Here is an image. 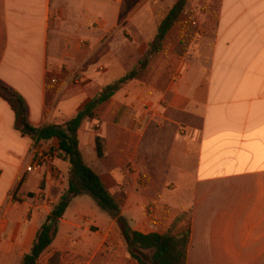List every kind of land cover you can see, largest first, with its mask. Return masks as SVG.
I'll return each mask as SVG.
<instances>
[{
	"label": "crops",
	"instance_id": "obj_1",
	"mask_svg": "<svg viewBox=\"0 0 264 264\" xmlns=\"http://www.w3.org/2000/svg\"><path fill=\"white\" fill-rule=\"evenodd\" d=\"M212 4L215 20L202 26L194 72L125 85L83 123L80 149L134 231L181 233L188 215L187 264H264V0ZM139 13V0H0V80L26 100L35 127L73 119L137 66L152 40ZM130 33L138 34L133 44ZM15 121L0 97V257L7 264L31 252L69 187L60 155L54 171L26 172L34 142ZM86 201L73 200L40 261L58 251L67 264H137L117 224L100 220ZM150 205L160 208L158 223ZM85 213L97 230L82 227Z\"/></svg>",
	"mask_w": 264,
	"mask_h": 264
},
{
	"label": "trees",
	"instance_id": "obj_2",
	"mask_svg": "<svg viewBox=\"0 0 264 264\" xmlns=\"http://www.w3.org/2000/svg\"><path fill=\"white\" fill-rule=\"evenodd\" d=\"M188 0H179L158 27L157 35L138 66L102 89L85 108L73 119L61 125L35 127L29 118L26 100L13 88L0 80V97L9 103L15 112V129L22 136L33 140L34 145L59 142V155L69 163V187L63 192L42 225L31 252L22 258L21 264H39L41 257L56 241L60 223L65 218L74 199L89 196L95 206L113 220L123 236L129 258L137 264H187L191 243V229L174 234H142L134 231L129 220L123 215L119 201L105 186L100 175L85 161L80 149L79 137L83 123L93 119L100 106L112 99L125 85L141 78L151 59L162 51L163 43L169 32L184 13ZM98 146L100 138L97 139ZM100 152V150H99ZM60 253L55 256L59 264Z\"/></svg>",
	"mask_w": 264,
	"mask_h": 264
},
{
	"label": "rangeland",
	"instance_id": "obj_3",
	"mask_svg": "<svg viewBox=\"0 0 264 264\" xmlns=\"http://www.w3.org/2000/svg\"><path fill=\"white\" fill-rule=\"evenodd\" d=\"M178 1L179 0H139V26L146 31L144 33L145 36L152 38L151 42L157 35L159 25ZM213 8L216 7L212 4V0H188L184 13L166 37L161 53L151 59L150 64L142 72L139 80L142 82L150 81L157 85L168 79H172V81L179 80L187 71L188 73L194 72L196 59L201 54L202 26H204V22L206 21L215 20L209 13ZM194 22L196 25H194ZM212 24L214 23L212 22ZM110 35L112 36V34H109V36ZM126 36L130 44L135 42V38L138 39V34L136 33H130ZM109 39L110 38L107 37L105 43H107ZM120 43V41L116 40V44L121 48L120 51L131 52V47H123ZM82 44L86 45L87 43L83 42ZM206 47H210V44L207 43ZM144 56L140 59L139 63L143 60ZM98 70L103 71L105 67L100 65L98 66ZM96 129L98 128L96 127L95 130ZM170 130V126L166 128L167 132ZM85 200H87L84 205L86 209L91 205L92 211L98 214L100 220H104L105 222L111 221L108 215L100 211L94 205L95 203L92 198L85 196ZM55 206L56 204L53 207ZM77 208L78 203H74L72 209L75 210ZM83 217L85 222V225H82L83 228L91 229V231L97 230V227L94 225H88L89 216L86 213ZM186 217L187 220L182 225L183 230L187 229L189 223L188 215ZM2 241L3 240L0 238V242ZM57 253L60 252L50 251L42 258L40 264H58L57 261H55ZM60 255L59 264H67L68 260L64 259L63 261V255L61 253ZM7 261L9 260H6L3 256L0 257V264H7ZM11 264H20V262L19 260L15 261V259H12Z\"/></svg>",
	"mask_w": 264,
	"mask_h": 264
},
{
	"label": "built area",
	"instance_id": "obj_4",
	"mask_svg": "<svg viewBox=\"0 0 264 264\" xmlns=\"http://www.w3.org/2000/svg\"><path fill=\"white\" fill-rule=\"evenodd\" d=\"M194 25L196 23L194 22ZM73 79H76V75L73 77ZM56 81L53 80L52 83H55ZM31 155H32V165L26 168V172L30 173L35 171L36 169H39L42 166H50L51 169L54 171V162L59 156V146L58 148L54 149H44L43 144L40 143L38 145H34L31 149ZM15 196L14 194L10 195V200L14 201ZM159 206L156 205H150L148 208V216L149 219L155 223L159 222Z\"/></svg>",
	"mask_w": 264,
	"mask_h": 264
}]
</instances>
